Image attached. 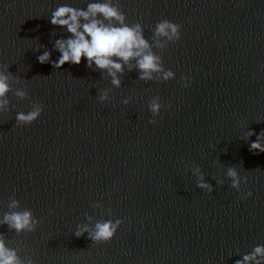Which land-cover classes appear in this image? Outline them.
Instances as JSON below:
<instances>
[{
	"label": "water",
	"instance_id": "obj_1",
	"mask_svg": "<svg viewBox=\"0 0 264 264\" xmlns=\"http://www.w3.org/2000/svg\"><path fill=\"white\" fill-rule=\"evenodd\" d=\"M90 2L102 0H0V63L29 95L10 92L0 113V219L15 198L41 221L31 233H0L35 264H235L264 245V153L250 150L264 131V0H113L150 42L165 19L182 36L154 49L174 79L142 81L125 66L119 88L86 58L60 69L38 60L50 51L57 61L55 40L71 35L52 12ZM157 96L165 107L153 117ZM33 102L41 116L17 125ZM249 130L257 135L246 139ZM196 166L212 193L197 186ZM229 167L248 177L240 190ZM116 219L109 242L75 236Z\"/></svg>",
	"mask_w": 264,
	"mask_h": 264
},
{
	"label": "clouds",
	"instance_id": "obj_2",
	"mask_svg": "<svg viewBox=\"0 0 264 264\" xmlns=\"http://www.w3.org/2000/svg\"><path fill=\"white\" fill-rule=\"evenodd\" d=\"M50 21L53 25L64 28L71 35L68 38L55 40V49L61 53L57 61L51 60V52L45 51L38 56L42 64L52 63L54 68L60 69L66 63L78 65L83 58L87 59V66L102 70L111 78V84L119 88L122 84L121 75L127 66L128 71L138 69L142 81H168L174 79L176 73L164 67L162 55H158L154 49L161 53L166 50L170 43H176L181 36V25L169 20L157 22L153 29L151 42L145 37L142 23L136 22L132 25L127 23L126 14L121 11L119 3L113 0H102V2H90L87 8L78 9L68 5L56 8L51 14ZM39 50V49H38ZM37 50V51H38ZM10 65L0 63V113L10 110V100L7 98L10 92L20 99H28V92L24 88H13V84H20L21 80L9 71ZM185 83L183 87H189L188 77H181ZM112 89H105L98 100L106 102L110 99L109 93ZM125 105L128 99L123 101ZM32 110L28 113L20 112L16 116L17 125L32 124L44 111L39 102L32 103ZM165 107L160 98L154 97L149 109L153 117L159 116ZM167 108H171L169 103ZM155 124V118L149 121ZM257 135L249 130L246 139ZM250 150L254 153H264V131L257 135L256 141L250 143ZM194 175H199L197 186L213 192L212 185L204 181L200 167L193 169ZM231 179V187L241 189V184L248 183V177H241L235 167H229L226 173ZM223 184L222 180L217 181ZM252 193H246L251 196ZM99 207V205H96ZM10 211L4 213L0 219V226L7 225L9 230L16 233L34 232L40 220L29 209H21L20 202L11 198L8 203ZM111 214L112 209H108ZM91 219V217H89ZM122 220L116 219L97 222L94 229L88 225H79L75 232L77 238L83 237L85 233L88 238L97 244L111 241L120 228ZM0 264H35L31 256L21 257L19 249L8 246L7 237L0 233ZM235 264H264V245H257L248 254H243L242 259L236 260Z\"/></svg>",
	"mask_w": 264,
	"mask_h": 264
}]
</instances>
